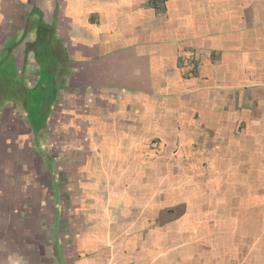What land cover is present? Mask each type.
Segmentation results:
<instances>
[{"label":"crops","instance_id":"1","mask_svg":"<svg viewBox=\"0 0 264 264\" xmlns=\"http://www.w3.org/2000/svg\"><path fill=\"white\" fill-rule=\"evenodd\" d=\"M2 52L0 264H264V0H0Z\"/></svg>","mask_w":264,"mask_h":264},{"label":"rangeland","instance_id":"2","mask_svg":"<svg viewBox=\"0 0 264 264\" xmlns=\"http://www.w3.org/2000/svg\"><path fill=\"white\" fill-rule=\"evenodd\" d=\"M18 66L13 62L12 58L7 56L5 53H0V107L6 106L8 103H15L17 101L25 100L24 108L26 117L28 118L29 125L32 128V134L38 136L37 134L41 130L42 120H41V112H39L40 99L43 98L46 94L41 92L40 87L29 88L23 77L18 76ZM42 105V104H41ZM18 107V106H17ZM17 117V115H16ZM16 133L23 132L21 126H15ZM17 141V140H16ZM42 140H39L41 142ZM32 145L35 149V153L38 155L41 151H43V143H38L37 139L33 140ZM38 143V145H36ZM15 153L11 154L12 156ZM15 156V155H14ZM41 161V170L48 172L49 181H51V191L54 192L55 186V177L51 173L49 160L45 157V155H40ZM264 178V173H254V180ZM242 183H239L241 185ZM245 182H243L242 186L244 187ZM259 186V185H258ZM242 187V188H243ZM255 192L264 193V189L259 187H255ZM256 212L259 214L261 211V207L254 206ZM259 215H257L258 217ZM257 222V221H255ZM57 224V222L52 221V224Z\"/></svg>","mask_w":264,"mask_h":264}]
</instances>
